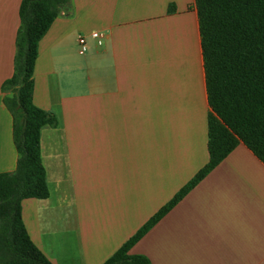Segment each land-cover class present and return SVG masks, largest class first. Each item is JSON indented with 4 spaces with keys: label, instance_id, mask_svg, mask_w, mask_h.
I'll use <instances>...</instances> for the list:
<instances>
[{
    "label": "crops",
    "instance_id": "1",
    "mask_svg": "<svg viewBox=\"0 0 264 264\" xmlns=\"http://www.w3.org/2000/svg\"><path fill=\"white\" fill-rule=\"evenodd\" d=\"M21 1L0 0V172L19 155L3 83ZM33 103L57 124L39 132L48 195L21 203L29 237L53 264H102L209 160L196 1L70 0L38 42ZM130 252L264 264V163L240 142Z\"/></svg>",
    "mask_w": 264,
    "mask_h": 264
},
{
    "label": "trees",
    "instance_id": "2",
    "mask_svg": "<svg viewBox=\"0 0 264 264\" xmlns=\"http://www.w3.org/2000/svg\"><path fill=\"white\" fill-rule=\"evenodd\" d=\"M69 1L20 4L14 71L3 83L19 155L14 171L0 172V264H53L30 239L21 203L48 195L39 132L57 118L33 103V71L39 40ZM195 1L210 106L209 160L102 264H152L131 247L240 142L264 163V0Z\"/></svg>",
    "mask_w": 264,
    "mask_h": 264
},
{
    "label": "built area",
    "instance_id": "3",
    "mask_svg": "<svg viewBox=\"0 0 264 264\" xmlns=\"http://www.w3.org/2000/svg\"><path fill=\"white\" fill-rule=\"evenodd\" d=\"M91 36L97 41L99 45H101L103 43L105 34L102 31L94 30L91 32ZM78 41L80 46V52L84 53L87 50L86 36L83 34L79 35Z\"/></svg>",
    "mask_w": 264,
    "mask_h": 264
}]
</instances>
